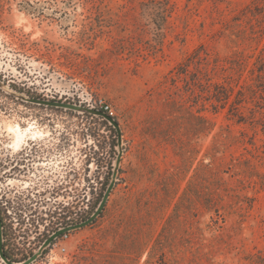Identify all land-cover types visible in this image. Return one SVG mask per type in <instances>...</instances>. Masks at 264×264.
I'll use <instances>...</instances> for the list:
<instances>
[{
	"label": "rangeland",
	"instance_id": "1",
	"mask_svg": "<svg viewBox=\"0 0 264 264\" xmlns=\"http://www.w3.org/2000/svg\"><path fill=\"white\" fill-rule=\"evenodd\" d=\"M263 15L255 0H0V159L21 151L16 124L49 153L0 185L14 259L89 217L115 171L101 213L30 264H264ZM214 64L211 82L236 85L224 107L189 89ZM30 98L108 105L121 145L102 115Z\"/></svg>",
	"mask_w": 264,
	"mask_h": 264
},
{
	"label": "trees",
	"instance_id": "2",
	"mask_svg": "<svg viewBox=\"0 0 264 264\" xmlns=\"http://www.w3.org/2000/svg\"><path fill=\"white\" fill-rule=\"evenodd\" d=\"M255 1L257 4L264 6V0H255ZM262 34H263V32H262ZM201 59H204V58H201ZM191 62L192 61H191L190 57L187 58V60H185L183 63H181V65L179 67H177L175 75L186 74L187 68L191 64ZM259 62H260V67H258V69H257L258 70V76H259V78L264 79V57L263 56L259 57ZM215 66H216V64H214L213 68H210V70H208V65H206L204 67V71L201 73L202 74L201 77H198V78H195V76L198 75L197 72L188 71V73H192L191 74L192 78L190 77L192 79L191 83H190L191 87H189V89L192 90L193 87H200V89L202 88L201 91L204 90V92L208 93V95H210V98H213L219 107H224L225 104L228 102L229 97L231 96V94L233 92L234 86H236V85L232 86L231 82L229 80L227 81L225 79L223 82H211L210 80L212 78V74H213L212 72H213V70H215L214 69ZM221 69L223 71H225L227 68L221 67ZM229 77L230 76L225 75L224 78H229ZM199 81H201L200 85H199ZM260 91L264 93V87L262 89H260ZM248 92H249L248 89L244 85H240L239 88L235 92L236 98L230 102L231 113H232V115L237 116L239 121L243 120L242 112L240 111V109H241L240 104L244 100H246ZM217 104H215V106H217ZM98 110H100L101 112H103L106 115L115 119V117L113 115L109 114L108 110L104 109L103 105L100 106V108H98ZM98 117L102 118V116H98ZM113 132H114V130H113ZM114 135H116V137H117L116 132H114ZM109 164H111V163H109ZM107 184H108V182L106 183V185ZM2 244L4 247V250H3L4 255L9 261L18 262V261H21V260L27 258V257H23L22 259L16 260V259H14L12 254L10 252H8V250L6 249V233L5 232H3V243Z\"/></svg>",
	"mask_w": 264,
	"mask_h": 264
},
{
	"label": "water",
	"instance_id": "3",
	"mask_svg": "<svg viewBox=\"0 0 264 264\" xmlns=\"http://www.w3.org/2000/svg\"><path fill=\"white\" fill-rule=\"evenodd\" d=\"M30 100H32L34 102L42 103V104L56 105V106H61V107H68V108H71V109L83 110L85 112H91V113H96V114L102 115L115 128L116 133H117V143H118V145H121V136H122V134H121V129H120V126H119L118 122L114 118L106 115L105 113L101 112L98 109H91L89 107H84V106L76 105V104L69 103V102L54 101V100H48V99L30 98ZM120 158H121V151L119 152V154H118V156L116 158V169H117V167L119 165ZM114 183H115V171L113 173L112 180L109 182V184H108V186H107V188H106V190H105V192H104V194L102 196L101 201L99 202L98 206L96 207L94 212L89 217H87L86 219H84V220H82L80 222H76V223H73V224H69V225H65L63 227H60L59 229H57L56 231L51 233L43 241V243L41 244V246H40V248L38 249L37 252L33 253L28 258H26V259H24V260H22L20 262H11L4 255L3 247H2V238H3L2 237V224H1V220H0V257L7 264H30L31 262H33L37 258V256L42 252V250L46 246H48L55 238H57L63 232H66V231H69V230H73V229H78V228H81V227L86 226L89 223H91L101 213V211L103 210V208H104V206L106 204V201L108 199V196H109V194H110V192H111V190H112V188L114 186Z\"/></svg>",
	"mask_w": 264,
	"mask_h": 264
},
{
	"label": "flooded vegetation",
	"instance_id": "4",
	"mask_svg": "<svg viewBox=\"0 0 264 264\" xmlns=\"http://www.w3.org/2000/svg\"><path fill=\"white\" fill-rule=\"evenodd\" d=\"M44 148H48V147L46 145H43V147H41L40 143H37L34 141H29V143H28V138H27L26 143L23 145L20 153L17 154V156L13 157L11 154L8 155V153H6V155L4 156V159H2V158L0 159V185H2V183L4 181H8L9 179H13V177L10 178L11 176L28 177L27 175H25V173L29 174L31 172V169L34 171H37L38 166L41 167L42 164L44 163L43 161H40V160L46 161L47 156L49 154L48 152L44 153V151H43ZM24 149H25V151H23ZM7 155L9 157H7ZM6 158H8V159H6ZM44 165H45V163H44ZM42 168L43 167H41V171H44ZM48 180L49 179L46 178V181H48ZM51 189H52V191H51L52 193H54L55 195H58V193L61 191L62 187H60V185H58L56 187H51ZM0 192H1V188H0ZM0 197H2V196L0 195ZM0 203H1V201H0ZM0 220H1V224H2V237H3V232L6 233V231H7L6 222L8 221V218L4 214V210H3V207L1 206V204H0ZM57 229H59L58 226H56V228H54V229L52 228V231L50 233H48V235H50L51 233H53ZM47 232H49V230H47ZM46 238H44V240ZM2 247H3V244H2Z\"/></svg>",
	"mask_w": 264,
	"mask_h": 264
},
{
	"label": "bare ground",
	"instance_id": "5",
	"mask_svg": "<svg viewBox=\"0 0 264 264\" xmlns=\"http://www.w3.org/2000/svg\"><path fill=\"white\" fill-rule=\"evenodd\" d=\"M9 130L13 135L12 148L14 150H21L26 143L27 136L32 138L41 134V131L29 128H22L19 124L9 125Z\"/></svg>",
	"mask_w": 264,
	"mask_h": 264
},
{
	"label": "built area",
	"instance_id": "6",
	"mask_svg": "<svg viewBox=\"0 0 264 264\" xmlns=\"http://www.w3.org/2000/svg\"><path fill=\"white\" fill-rule=\"evenodd\" d=\"M102 106V105H101ZM104 106V109L105 110H108V112H109V114L110 115H112V111H111V109L109 108V106L108 105H103ZM67 232L68 231H66V232H63L61 235H59L58 237H60V238H62V239H64V238H66V236H67ZM57 237V238H58ZM56 239V238H55ZM63 249H64V247H62Z\"/></svg>",
	"mask_w": 264,
	"mask_h": 264
}]
</instances>
